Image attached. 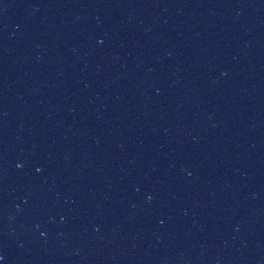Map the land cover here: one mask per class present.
I'll return each instance as SVG.
<instances>
[{
  "label": "snow or ice",
  "instance_id": "6c2138e0",
  "mask_svg": "<svg viewBox=\"0 0 264 264\" xmlns=\"http://www.w3.org/2000/svg\"><path fill=\"white\" fill-rule=\"evenodd\" d=\"M37 170L40 171V169H37ZM3 259H4V257L0 256V264H2Z\"/></svg>",
  "mask_w": 264,
  "mask_h": 264
}]
</instances>
